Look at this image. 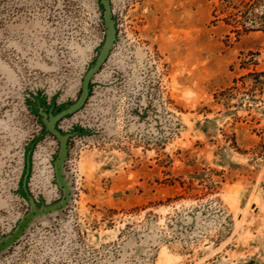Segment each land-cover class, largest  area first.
<instances>
[{"label": "rangeland", "instance_id": "374dc122", "mask_svg": "<svg viewBox=\"0 0 264 264\" xmlns=\"http://www.w3.org/2000/svg\"><path fill=\"white\" fill-rule=\"evenodd\" d=\"M111 1L118 40L59 122L90 130L70 141L72 200L0 264H264V0ZM102 35L96 0H0V236L28 209L26 100H74ZM56 151L50 134L33 151L45 203Z\"/></svg>", "mask_w": 264, "mask_h": 264}, {"label": "water", "instance_id": "95a60500", "mask_svg": "<svg viewBox=\"0 0 264 264\" xmlns=\"http://www.w3.org/2000/svg\"><path fill=\"white\" fill-rule=\"evenodd\" d=\"M98 18L103 27V35L94 48V56L88 62L80 82V91L74 100L55 103L53 96L48 105L40 104V98L32 93L28 100L33 113L41 125V131L26 144L23 152V165L17 181L16 192L28 203L27 211L14 223L10 230L0 236V255L13 246L38 219L60 214L72 200L73 187L71 176L66 169L70 151L69 141L75 134H80L76 128L63 129L59 122L80 110L91 92L92 78L97 70L107 60L111 49L118 40L117 17L111 0H96ZM52 135L57 141V151L52 158L53 181L60 192L58 199L45 203L42 197L36 199L29 190V179L32 169L33 151L36 143L45 135Z\"/></svg>", "mask_w": 264, "mask_h": 264}, {"label": "flooded vegetation", "instance_id": "af4514ba", "mask_svg": "<svg viewBox=\"0 0 264 264\" xmlns=\"http://www.w3.org/2000/svg\"><path fill=\"white\" fill-rule=\"evenodd\" d=\"M102 67V66H101ZM101 67L97 70V72L101 69ZM97 72L94 74V76L97 74ZM93 76V78H94ZM92 78V79H93ZM93 81V80H92ZM93 85V84H92ZM92 87V86H91ZM80 91V90H79ZM91 94V92L89 93V95ZM34 95L37 96V98H40L41 100L39 101L40 104H45V105H48L50 103V100L53 96H56L55 94L51 95L49 98L47 96V94L43 91V90H37ZM88 95V97H89ZM31 99V96L30 98H28L26 100V103H27V106L29 108V110L33 113L32 109H31V105L28 103V100ZM88 99V98H87ZM87 101V100H86ZM56 104H58L59 102H57V96H56V101H55ZM86 103V102H85ZM85 105V104H84ZM79 111V110H78ZM77 111V112H78ZM76 113V112H75ZM34 114V113H33ZM74 114V113H73ZM72 114V115H73ZM73 128H76V130H79L80 134H75L71 139H73L75 136H85V135H88L90 134V130L86 129L85 127L81 126V125H75ZM52 136V135H51ZM53 137V136H52ZM54 138V137H53ZM55 139V138H54ZM56 140V139H55ZM71 141V140H70ZM70 141H69V145H70ZM70 147V146H69Z\"/></svg>", "mask_w": 264, "mask_h": 264}]
</instances>
